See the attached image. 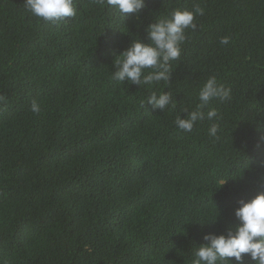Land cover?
<instances>
[{
  "label": "trees",
  "instance_id": "obj_1",
  "mask_svg": "<svg viewBox=\"0 0 264 264\" xmlns=\"http://www.w3.org/2000/svg\"><path fill=\"white\" fill-rule=\"evenodd\" d=\"M74 2L52 25L0 0V264H191L205 234L237 223V201L264 191V0H145L124 16ZM196 6L169 83L112 79L149 24ZM213 75L232 89L204 108L219 139L207 119L177 129ZM153 91L176 107L153 109Z\"/></svg>",
  "mask_w": 264,
  "mask_h": 264
},
{
  "label": "clouds",
  "instance_id": "obj_2",
  "mask_svg": "<svg viewBox=\"0 0 264 264\" xmlns=\"http://www.w3.org/2000/svg\"><path fill=\"white\" fill-rule=\"evenodd\" d=\"M103 7L118 10L124 14H139L145 7V0H96ZM24 7L37 19L57 25L60 22L74 18L77 15V6L74 0H25ZM204 9L196 6L193 11L176 9L169 17L156 18L154 23L148 25L147 35L150 43L139 39L132 41L131 45L122 53L115 56L112 79L130 85L145 86L149 89L160 82L169 83L172 76L174 61L181 57V45L188 39V29L196 30L195 17L203 15ZM228 37H222L221 44L229 43ZM4 98L0 97V101ZM199 104L192 111L184 109L187 115L181 118L178 115L174 121L177 129L191 132L198 122L207 119L212 123L208 135L219 139L220 116L217 109L204 108L212 100L230 102L232 89L218 82L215 75L210 76L200 87L198 94ZM147 103L153 109L162 112L166 108H175L176 101L170 92L155 91L147 98ZM143 106V102H142ZM31 111L39 113L40 106L35 101ZM227 179H221L222 186ZM234 215L237 223L228 224L223 234H205L206 243L195 248L191 264H231L234 258L237 264H244L248 256L255 264H264V191L258 192L250 199L237 201ZM219 215V214H218ZM215 218V221L218 218ZM214 221V222H215Z\"/></svg>",
  "mask_w": 264,
  "mask_h": 264
}]
</instances>
